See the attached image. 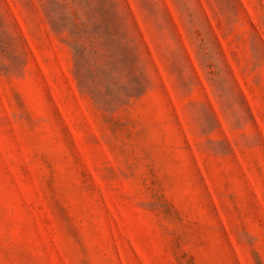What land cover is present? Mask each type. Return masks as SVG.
<instances>
[{
    "label": "rangeland",
    "instance_id": "rangeland-1",
    "mask_svg": "<svg viewBox=\"0 0 264 264\" xmlns=\"http://www.w3.org/2000/svg\"><path fill=\"white\" fill-rule=\"evenodd\" d=\"M0 264H264V0H0Z\"/></svg>",
    "mask_w": 264,
    "mask_h": 264
}]
</instances>
